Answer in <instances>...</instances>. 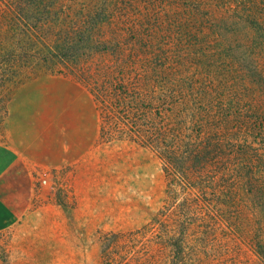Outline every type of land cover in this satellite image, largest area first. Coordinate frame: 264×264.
<instances>
[{"label": "trees", "instance_id": "trees-1", "mask_svg": "<svg viewBox=\"0 0 264 264\" xmlns=\"http://www.w3.org/2000/svg\"><path fill=\"white\" fill-rule=\"evenodd\" d=\"M147 1L148 13H155L148 15L152 22L146 24V37L140 40L145 44L142 66L147 74L126 79L121 69L125 75L118 77L120 91L115 100L119 113L123 109L128 118L126 138L153 149L163 160L169 198L175 205L164 219L156 215L154 223L157 219L165 242L175 248L170 264H179L192 228L197 230L218 217L237 225L241 203L264 202L261 167L259 175L251 172L257 166L254 159L264 158L255 155L254 146L259 144L264 151V14L251 9L239 15L235 23L244 28V42L251 49L238 59L233 51L220 48L219 30L226 21L213 20L206 8L221 6L225 0ZM70 2L0 0V49L8 55L5 82L25 75L35 61L40 66L78 62L95 48L106 49L109 41L90 34L88 19L99 15L106 23L121 11L117 2H93L78 11ZM35 14L43 17L37 21ZM70 19L77 23L71 24ZM55 21L63 26L52 28L57 27ZM162 24L169 33L160 40L157 29ZM167 42L174 46L171 53L163 48ZM78 44L83 47L75 52ZM157 60H170L172 66ZM229 153L231 160L241 161L234 163L232 175H221L223 156ZM257 209L264 221L262 205ZM137 258L135 264H143ZM115 261L112 250L104 247L103 264H118Z\"/></svg>", "mask_w": 264, "mask_h": 264}, {"label": "rangeland", "instance_id": "rangeland-1", "mask_svg": "<svg viewBox=\"0 0 264 264\" xmlns=\"http://www.w3.org/2000/svg\"><path fill=\"white\" fill-rule=\"evenodd\" d=\"M98 1L103 5L117 2L121 10L106 23L99 15L88 19V31L95 33L96 40L109 41L104 44L108 50L95 48L78 62L53 61L49 66H40L35 61L25 75L10 83L4 80L8 55L0 49V140L12 98L23 86L39 78L68 80L79 91L77 101L85 99L80 90L89 93L99 115V133L92 148L76 163L46 173L43 178H47V183L37 194L31 211L0 230V264H103L104 247L112 250L118 264H135L137 257L143 264H170L175 256V248L165 242L162 226L157 219L154 223L156 215L164 219L175 205L169 198L163 160L153 149L126 138L128 118L123 109L119 113L115 100L120 91L118 77L125 75L121 69L126 71V79L147 74L142 66L145 44L140 40L146 37V24L152 22L148 15L155 13H148L151 7L147 0H71L69 4L78 11ZM229 3L232 6L225 5ZM206 8L213 20L226 21L219 30L220 48L233 51L241 59L244 51L251 48L244 42V28L235 22L251 9L257 14L260 9L264 14V0H225L221 6ZM35 17L39 21L43 16ZM69 21L77 23L76 19ZM55 22L57 27L53 24L52 28L63 26ZM101 24L104 26L100 30H93ZM157 32L161 40L169 33L168 26L160 25ZM158 38L153 40L159 43ZM162 45L168 53L174 49L169 42ZM82 47L78 44L75 52ZM157 62L172 66L170 60ZM254 146L255 155L264 157L260 145ZM223 157L220 174L232 175L234 163L241 158L233 161L230 153ZM256 164L251 172L259 175L261 167L264 177V158H255ZM258 205L264 209V202L241 203L237 225L218 217L197 230L192 228L179 264H264V221Z\"/></svg>", "mask_w": 264, "mask_h": 264}, {"label": "crops", "instance_id": "crops-1", "mask_svg": "<svg viewBox=\"0 0 264 264\" xmlns=\"http://www.w3.org/2000/svg\"><path fill=\"white\" fill-rule=\"evenodd\" d=\"M68 80L43 77L12 98L0 140V230L33 208L46 173L76 163L93 146L99 115L89 93L77 101Z\"/></svg>", "mask_w": 264, "mask_h": 264}, {"label": "built area", "instance_id": "built-area-1", "mask_svg": "<svg viewBox=\"0 0 264 264\" xmlns=\"http://www.w3.org/2000/svg\"><path fill=\"white\" fill-rule=\"evenodd\" d=\"M42 183L43 184H46L47 183V180L46 179H43Z\"/></svg>", "mask_w": 264, "mask_h": 264}]
</instances>
